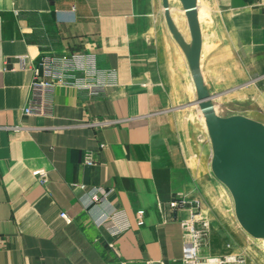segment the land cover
<instances>
[{"label":"crops","instance_id":"obj_1","mask_svg":"<svg viewBox=\"0 0 264 264\" xmlns=\"http://www.w3.org/2000/svg\"><path fill=\"white\" fill-rule=\"evenodd\" d=\"M175 6L186 16L181 2ZM197 14L200 73L212 101L239 103L264 122V0H198ZM85 52L116 70L115 84L99 95L58 87L53 116L23 114L33 72L18 56L37 63L49 53ZM196 95L163 0H0V264H184L181 220L196 200L210 226L199 255L251 264L250 234L202 193L211 180L202 173L195 122L184 112ZM15 125L22 127L7 128ZM88 150L95 166L83 164ZM37 169L47 171L44 184ZM75 182L111 189L108 202L88 209ZM182 198L186 205L173 208ZM110 206L125 209L132 223L118 237L93 219Z\"/></svg>","mask_w":264,"mask_h":264},{"label":"built area","instance_id":"obj_2","mask_svg":"<svg viewBox=\"0 0 264 264\" xmlns=\"http://www.w3.org/2000/svg\"><path fill=\"white\" fill-rule=\"evenodd\" d=\"M28 55L18 56L19 64L22 68H31L33 72V80L30 88L32 98L28 105L23 108L25 115H46L53 116L55 94L58 87H72L78 90H84L90 95L102 94L108 86L114 85L116 82L117 72L115 69L100 68L97 63L95 53H71V54H54L49 53L43 55L37 63H33ZM22 126H7L9 129L20 130ZM101 148L105 144L100 145ZM83 164L86 166H95L97 164V156L92 150L85 152ZM33 174L41 183L47 180V171L45 169L34 170ZM78 186L82 192V200H85L88 209L97 208L99 204L107 203L111 189L102 186L87 188L83 182L72 183ZM173 208H182L186 205V200L175 199L172 201ZM199 208V202L196 200L190 207V215L181 220L184 230V264H222L224 262L238 261L242 262L237 256H225L219 258L216 256L199 255L202 245L208 240L210 233L209 223L194 210ZM144 210L137 212V222L139 225L144 224ZM67 222H71L67 212H61ZM94 222L105 229V231L113 236L118 237L130 230L132 223L128 212L125 209L110 206L100 211L93 217ZM123 264H164L159 260H145L142 262L125 261Z\"/></svg>","mask_w":264,"mask_h":264},{"label":"water","instance_id":"obj_3","mask_svg":"<svg viewBox=\"0 0 264 264\" xmlns=\"http://www.w3.org/2000/svg\"><path fill=\"white\" fill-rule=\"evenodd\" d=\"M188 19L191 44L175 25L169 0H163L170 31L187 54L196 86V98L206 118L212 144L211 168L230 190L236 217L253 237L264 238V123L241 114L221 116L212 108L210 92L200 73L202 34L197 14L198 0H180Z\"/></svg>","mask_w":264,"mask_h":264},{"label":"rangeland","instance_id":"obj_4","mask_svg":"<svg viewBox=\"0 0 264 264\" xmlns=\"http://www.w3.org/2000/svg\"><path fill=\"white\" fill-rule=\"evenodd\" d=\"M201 3H204L207 0H200ZM173 5L175 7L174 17L175 20L181 29V31L185 34L188 40H191V35L189 32V27L187 24L186 16L179 13L177 10L175 3L179 4V0H172ZM175 2V3H174ZM202 19V18H201ZM223 99L218 101H212V108L213 110L221 115V116H230L234 115V111H240L239 114L248 116L251 115L247 111L243 112L241 106H236L239 103H233L229 107L226 106V104L223 103ZM185 113L189 115L190 121L195 122V128L197 131L198 137H196L197 143H199V157L201 159V166H202V173H206L208 176H210V182H206L204 180L203 183V196L206 199L211 198V202L215 204L217 208L227 209L230 214H233V218L236 220V214H235V208H234V201L233 197L231 195L230 190L227 188L225 184H223L221 181H219L215 175L213 174L212 168H211V160H212V144L210 141V137L208 134V128L206 125V118L203 113V110L200 109L198 104L192 105V107L188 108V106H185ZM253 117H256L254 114H252ZM256 119V118H255ZM260 121V120H258ZM262 122V121H260ZM264 123V122H262ZM210 148V150H209ZM210 154V157H209ZM212 178V179H211ZM222 184H221V183ZM230 196V197H229ZM232 201H231V199ZM247 232V231H246ZM248 233V232H247ZM249 234V233H248ZM250 249H249V263L251 264H264V238H255L250 235Z\"/></svg>","mask_w":264,"mask_h":264},{"label":"bare ground","instance_id":"obj_5","mask_svg":"<svg viewBox=\"0 0 264 264\" xmlns=\"http://www.w3.org/2000/svg\"><path fill=\"white\" fill-rule=\"evenodd\" d=\"M221 183V182H220ZM222 184V183H221ZM224 184V183H223Z\"/></svg>","mask_w":264,"mask_h":264}]
</instances>
